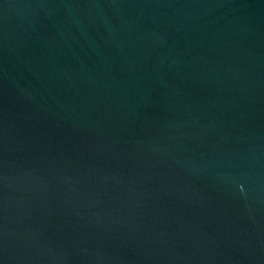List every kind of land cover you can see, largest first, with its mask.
Returning a JSON list of instances; mask_svg holds the SVG:
<instances>
[{
	"label": "water",
	"instance_id": "water-1",
	"mask_svg": "<svg viewBox=\"0 0 264 264\" xmlns=\"http://www.w3.org/2000/svg\"><path fill=\"white\" fill-rule=\"evenodd\" d=\"M0 264H264V0H0Z\"/></svg>",
	"mask_w": 264,
	"mask_h": 264
}]
</instances>
